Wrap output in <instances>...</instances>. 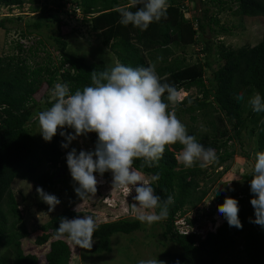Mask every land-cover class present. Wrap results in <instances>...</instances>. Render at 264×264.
Listing matches in <instances>:
<instances>
[{
    "label": "trees",
    "instance_id": "1",
    "mask_svg": "<svg viewBox=\"0 0 264 264\" xmlns=\"http://www.w3.org/2000/svg\"><path fill=\"white\" fill-rule=\"evenodd\" d=\"M194 1L169 0L167 18L141 31L119 22L117 8L128 5L129 0H45L41 6H33L31 0H0V8L8 11L31 3L30 12L38 17L24 25L19 38H27L32 32L41 37L27 49L19 41L14 42L13 51L17 55H0V248L3 249L0 264L72 262L69 244L65 239H55L54 231L59 227L61 217L73 219L84 213L65 206L30 232L24 219L25 211L12 191L15 179L26 180L33 184L35 196L38 197L36 188L42 187L45 192L53 193L60 204L63 203L53 191L58 184L65 185L66 189L71 184L64 157L70 144L68 148H61L65 141L59 133L51 142L37 141V131L30 123L39 112L51 107L54 100L45 96L44 102L40 103L35 97L44 84L52 90L57 82L68 83L73 93L77 89L82 90L91 85L92 71L99 73L113 66L108 60H89L69 49L68 41L60 35L59 28L60 15H68L70 8L71 14L80 16L81 23L108 47L114 62L132 67H147L154 63L162 83L173 85L177 92L197 90L196 97L187 95L170 103V110L187 111L193 123L197 122L195 114L199 112L211 111L214 117L212 124L218 135L214 134L209 144L216 150L218 160L210 164V173L197 164L186 168L178 163L179 144L166 147L158 167H142V160L134 162L133 166L146 177L159 173V180L152 185L156 194L162 199L168 196L174 199L167 218L161 220V238L170 246L159 254L160 258L165 264H264V228L250 222L255 219L250 204L254 198L250 192V176L245 177L248 179L245 186L228 190L225 196L238 201L242 229L229 227L224 220L215 227L212 225L202 235L187 232L188 227L199 226L200 221L210 217L211 209H208L209 213L207 209L199 208L209 198L210 187L207 184L219 178L220 175L213 177L216 169L224 168L226 173V167L234 156V151L228 152L222 147V134L228 133L229 138L239 144L245 158L250 154L244 147L250 143L254 154L264 152V113L253 112L247 104V99L255 92L264 97V0H196L202 14L188 20L185 15H193L194 7L189 10L187 3L192 5ZM230 3L236 5L231 13L233 16L255 18L263 25L262 37L255 46L232 48L222 41L217 44L204 39L206 29L215 35L230 32L217 19L220 13L232 10ZM16 21H21V17L4 16L0 18V29L9 33L12 30L9 25ZM54 23L56 31L53 29L52 35L43 37L41 30L49 31ZM49 40L58 52L57 63L54 64L48 55L44 62L32 65L28 58L20 56L24 52L29 57L35 56L39 50L46 52L43 46ZM197 44H200L198 52L202 57L201 60H192L186 50ZM241 91L245 94L243 101L236 98ZM66 131L70 133L72 130ZM96 139V134L91 133L90 141L95 144ZM57 173L65 174V177L58 178ZM219 195L223 197L220 192ZM189 213H195V218L189 217ZM180 219L186 224L184 230L176 225ZM140 229L138 220L97 223L91 252L95 255L110 253L112 235H130ZM33 234L39 251L48 244L44 256L24 252L22 242Z\"/></svg>",
    "mask_w": 264,
    "mask_h": 264
},
{
    "label": "clouds",
    "instance_id": "2",
    "mask_svg": "<svg viewBox=\"0 0 264 264\" xmlns=\"http://www.w3.org/2000/svg\"><path fill=\"white\" fill-rule=\"evenodd\" d=\"M168 8L169 0H129L128 5L118 6L117 11L122 25L145 31L150 24L166 19ZM90 75L91 85L74 93L66 82L54 85L51 90L54 102L37 115L42 139L51 142L59 133L65 141L61 148H68L78 137L95 133L94 150H81L77 154V150L72 148L66 155L71 179L78 185L74 188L77 198L87 203L97 191L98 180L94 173L102 177L105 172H110L113 189H127L128 195L135 191L134 203L128 204V208L131 213L138 214L141 222L151 224L166 219L169 206L174 203L173 197L162 199L158 196L152 185L159 180V173L146 178L142 171L133 166L134 162L142 160V167H158L166 147L179 144V163L191 168L201 162L200 166L204 167L218 160L216 150L205 147L194 135H189L175 111L170 110L169 104L178 97L177 89L161 82L154 63L147 67L116 63L99 73L92 71ZM236 98L243 101L244 92L237 93ZM247 104L253 112L264 113V97L259 92L249 97ZM67 129L72 131L69 133ZM104 185L102 183L98 187ZM36 192L41 201L48 205L49 212L61 203L42 187H37ZM250 192L254 196L250 204L255 216L250 222L264 228V152L255 153ZM215 194H218L217 189L211 199ZM206 201L211 207L210 198ZM217 211L229 227L242 229L236 199L225 197L223 203L217 206ZM191 218L194 219L195 215ZM176 225L181 230L186 228L183 219L178 220ZM96 230L97 223L90 215L73 219L61 217L54 238L65 239L74 246L90 250L95 243L93 236ZM138 264L163 262L155 257L142 259Z\"/></svg>",
    "mask_w": 264,
    "mask_h": 264
},
{
    "label": "rangeland",
    "instance_id": "3",
    "mask_svg": "<svg viewBox=\"0 0 264 264\" xmlns=\"http://www.w3.org/2000/svg\"><path fill=\"white\" fill-rule=\"evenodd\" d=\"M33 1V6H41L45 3V0H31ZM53 2L54 0H48V2ZM187 8L190 10L194 9L193 15L186 14L185 18L191 20L192 16H201L202 11L200 4L195 0L194 3H187ZM31 3H25L20 9H13L8 11L6 8H0V18L4 16H20L21 21H16L14 24L9 25L12 30L9 33L0 29V55H17L16 51H13L14 42L19 41L24 49H27L29 46L36 44V41L41 39L38 34L33 33L27 38H19L20 30L24 29L26 23H32L38 17L35 14L30 12ZM49 7H54V5H49ZM232 7L231 11H225L217 15V19L220 22V25L228 28L229 33L221 35H215L214 33L209 32L207 29L205 31L204 39L213 40L215 43L223 42L225 45L232 48H238L241 46H255L262 37L263 25L255 18H243L239 16H233L231 13L235 10V4H229ZM192 9V10H193ZM68 15H60V35L68 41L69 49L75 52L78 55H83L89 60H104L110 63L113 66L116 62L113 61L111 54L107 46H104L101 40L97 37L95 33L90 31L87 25L82 24L80 16L71 14V8L68 9ZM49 31L43 28L41 30V35L43 37H48L53 34V29L56 31L55 23ZM217 31L218 27H216ZM215 29V30H216ZM52 41H46L44 49L46 52L39 50L35 56L29 57L28 53H21V57L28 58L29 63L32 65L42 63L46 60L47 56L51 57V60L55 64L57 63L58 52L53 47ZM200 44L193 45L187 48L186 52L192 58V60H201V54L199 50L201 49ZM215 45V44H214ZM213 45V46H214ZM191 95L196 97L197 90L191 89L189 92H178V101L183 99L185 96ZM52 99L51 90L47 88L44 84L41 90L37 93L36 99L40 100V103L44 102V97ZM177 118L186 126L188 134L194 135L198 142L202 143L205 147H211L209 140L212 137L214 139V126L212 120L214 117L211 114V111L199 112L195 114L197 117V122L193 123L188 115L187 111H175ZM34 131H37L36 138L39 143L43 142L42 136L40 135V128L38 125L37 117L30 123ZM223 127V126H221ZM91 133L87 136L78 137L77 140H74L70 143L69 149L64 155L66 157L67 153L75 148L77 154L79 151L84 150L88 151V147L94 149L95 144L90 141ZM221 136V135H219ZM220 143L222 147L227 148L228 152L234 151L233 158L229 161L228 167L225 169L219 168L215 170L214 175H220L219 178L214 183H208L207 187H210L208 197L210 198L211 207L208 205V201L204 202L202 206L206 208L207 212L210 213V217H205L202 221L199 222V226L188 228V231L194 232L201 235L202 232L206 231L212 225L215 227L223 222L225 219L217 211V206L221 205L224 201V197L228 195V190L237 188L238 186H245L246 176L252 174V166L254 163L255 154L251 151L252 144L245 146L244 149L248 152L249 158L242 156V149L239 147V144L233 142L229 138L228 133H223ZM179 153H177L178 156ZM176 156V160H177ZM178 162V160H177ZM179 163V162H178ZM201 162H197V165H200ZM181 164V163H180ZM208 172H211V166H204ZM229 169V171H228ZM97 176L98 185L104 183L105 185L101 188L97 185V191L95 196L90 199L87 203H82L77 196L75 195L74 188L78 185H75L71 181V184L66 189L65 185L58 184L55 187L53 192H56L58 196L62 199V204H59L53 211L49 212L48 205L41 203V199L34 195V187L31 182L21 179H15L12 183V191L15 194L19 206L25 211L24 219L26 222L27 229L32 232L33 228L45 223L52 216L61 212L65 206L72 207L75 212H82L84 215L92 216L96 223H105L116 221L119 219L124 220H138V214H133L129 211L128 204L134 203L133 197L135 196V191L128 195L127 189H113L112 188V175L110 172H105L103 176ZM58 178L65 177V174L60 175L57 173ZM146 177V176H145ZM149 178V177H146ZM202 185V184H201ZM71 186V187H70ZM218 191V194H215L214 199H211L214 192ZM124 191V192H122ZM219 192L222 193L223 197L219 195ZM53 194V193H52ZM54 195V194H53ZM200 206L199 208H201ZM189 217H192L194 214H187ZM141 229L130 235L123 234H114L110 238V253H102L95 255L90 250H85L74 246L68 240L67 243L70 246L71 250V264H138L142 259L147 260L151 258H157L158 261H162L165 264V261L160 258L159 254L163 252L166 247L170 245L163 242L161 238V232L163 230L162 221L155 223H144L141 222ZM35 234L31 235L26 240L22 242V248L24 252L35 254L37 256H44V253L47 250V245L43 246L41 251L40 247H37L34 243ZM3 249L0 248V255L2 254Z\"/></svg>",
    "mask_w": 264,
    "mask_h": 264
},
{
    "label": "built area",
    "instance_id": "4",
    "mask_svg": "<svg viewBox=\"0 0 264 264\" xmlns=\"http://www.w3.org/2000/svg\"><path fill=\"white\" fill-rule=\"evenodd\" d=\"M91 150H92V148H91V147H89V148H88V151H91Z\"/></svg>",
    "mask_w": 264,
    "mask_h": 264
},
{
    "label": "water",
    "instance_id": "5",
    "mask_svg": "<svg viewBox=\"0 0 264 264\" xmlns=\"http://www.w3.org/2000/svg\"><path fill=\"white\" fill-rule=\"evenodd\" d=\"M57 175V174H56Z\"/></svg>",
    "mask_w": 264,
    "mask_h": 264
}]
</instances>
